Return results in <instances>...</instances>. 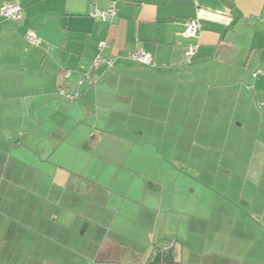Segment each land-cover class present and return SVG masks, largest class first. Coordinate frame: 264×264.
<instances>
[{
  "label": "crops",
  "instance_id": "crops-1",
  "mask_svg": "<svg viewBox=\"0 0 264 264\" xmlns=\"http://www.w3.org/2000/svg\"><path fill=\"white\" fill-rule=\"evenodd\" d=\"M14 1L21 17H0V264H264V0L0 6ZM111 4L114 17L89 15ZM98 56L106 61L93 67ZM202 116L229 125L212 132L195 125ZM213 136L232 151L251 140L242 176L262 189L263 207L257 195L246 203L258 220L251 245L210 237L203 254L197 228L182 224L190 214L174 208V179L178 154L208 156ZM232 159L241 164L240 149L219 161Z\"/></svg>",
  "mask_w": 264,
  "mask_h": 264
},
{
  "label": "rangeland",
  "instance_id": "rangeland-1",
  "mask_svg": "<svg viewBox=\"0 0 264 264\" xmlns=\"http://www.w3.org/2000/svg\"><path fill=\"white\" fill-rule=\"evenodd\" d=\"M218 104V107L223 110L230 107L229 103L224 105L219 100ZM261 111L264 112V110ZM206 123H208L207 129L212 128V132H214V126L224 132L225 126L229 125L223 117H221L220 121L213 120V122L203 120V116L201 121L195 120L196 126H205ZM233 131L236 130L233 129ZM208 140L210 141V139ZM239 141H241L240 138L235 141V144L237 145ZM200 142V139L197 140V146H199ZM250 142L251 140H248L245 136L241 148H239L241 164L237 166L232 163L233 159L230 161L231 163L219 161L222 156L225 159L235 156L239 149L232 151L231 148L235 146H230L231 142H228L227 145L226 142L218 143L216 136L212 137L211 143L213 146L211 151H208V156L206 154L207 148L206 151H200L198 147L194 150L195 153H191L190 156L182 152L178 154L179 164L176 170L179 171L177 173L179 177L177 181L174 179V183L178 182L176 186L179 191L174 208L182 214H186L185 212L190 214L189 218L183 215L186 222H182V224L187 226L189 220V224L197 228L196 240L199 241L201 239L200 248L203 254L204 239L210 240V237H212L211 241L214 238L221 242L227 241L231 243L229 245L231 247L234 242L251 245V237L256 235H252L250 232L252 230L248 229V227L253 223L258 224V220L250 216V206L248 207L246 203L249 205L254 204L257 195L256 208H262L264 205L260 206L263 201H259L261 199L259 196L263 192L261 191L262 189L259 190L257 184L253 186L251 180H247L242 176L243 169L248 164L245 161H247L246 156ZM163 155L168 160L172 158V154L166 150ZM174 164L176 165L177 163ZM225 172H233V176L230 177ZM198 233H200L201 238L198 237ZM258 235L260 241L263 242L264 233L259 232ZM232 253L234 254L232 255ZM228 254L229 257L244 256L245 259L251 256L246 255L245 251L243 253L240 252L236 256V251L229 250Z\"/></svg>",
  "mask_w": 264,
  "mask_h": 264
},
{
  "label": "built area",
  "instance_id": "built-area-1",
  "mask_svg": "<svg viewBox=\"0 0 264 264\" xmlns=\"http://www.w3.org/2000/svg\"><path fill=\"white\" fill-rule=\"evenodd\" d=\"M21 14H22V8L19 2L17 1L5 3L0 6V17L12 19V20H18L21 17ZM115 14H116V8L114 4H111L108 9L102 10V11L97 10L96 7H92L89 12V15L91 17L101 18L102 20L110 19L114 17ZM198 32H199L198 19L197 18L191 19L185 26V29H184L185 37L190 38V39H195ZM27 40L32 44L37 42V39L33 36H28ZM103 47H104V43L101 42L99 44V48L102 49ZM195 49H196V44H193V43L190 44L188 46L187 54L189 56L193 55ZM130 56L134 61H136L137 63L143 66H150L152 63V57L149 54H146L141 50H135L134 52L131 53ZM104 60L106 61V59L102 58L101 56H98L97 58H95L93 62V67L98 66ZM108 61H109L108 63L111 65L112 60H108ZM263 68H264V65H263ZM263 68L257 69L253 73V77H256L257 75L262 73ZM60 95L65 96L66 98H69V99L72 98L71 95H63V92H61Z\"/></svg>",
  "mask_w": 264,
  "mask_h": 264
}]
</instances>
